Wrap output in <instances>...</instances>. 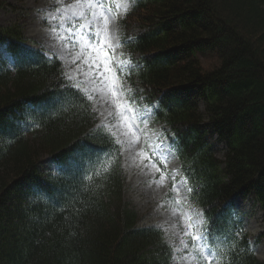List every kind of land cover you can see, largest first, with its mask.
<instances>
[{
    "label": "trees",
    "instance_id": "16d2710c",
    "mask_svg": "<svg viewBox=\"0 0 264 264\" xmlns=\"http://www.w3.org/2000/svg\"><path fill=\"white\" fill-rule=\"evenodd\" d=\"M122 41L138 99L169 126L214 229L215 258L264 264L232 206L252 195L264 211V0H135ZM199 51L217 63L206 68ZM67 79L59 57L0 25V264H172L164 231L138 225L125 198L121 144L82 89L60 87ZM43 156L56 171L39 170Z\"/></svg>",
    "mask_w": 264,
    "mask_h": 264
},
{
    "label": "rangeland",
    "instance_id": "374dc122",
    "mask_svg": "<svg viewBox=\"0 0 264 264\" xmlns=\"http://www.w3.org/2000/svg\"><path fill=\"white\" fill-rule=\"evenodd\" d=\"M4 1V6L0 7V25H16L23 30L28 44L42 48L49 55L59 57L66 77L71 78V81L83 89L91 99L97 114V125L113 132L122 144V164L126 174L125 198L138 211V225L161 227L166 240L173 247V264H193L183 247L184 244H189L191 247L189 237L185 235L189 231L186 226L190 223L188 216L197 213L200 214L198 219L203 224L202 209L188 197V182L181 173V162L166 133L168 126L154 120L152 106L136 98L138 86L127 76L132 60L131 54L122 42L123 19L135 0H105L109 4H121L118 10L113 7L112 12L108 13L111 37L109 43L114 46L112 59L124 65L122 74L116 79V84L118 89H122L118 92L119 102L127 104L136 113L134 117H129V123L135 125L131 128L120 116V109L115 107L109 86L94 80L93 72L84 64L83 59H77L81 54V45L65 39L63 28L58 26L59 20L53 19L60 16L54 6L63 9L65 5L72 4L75 7V0ZM92 20L91 15L86 13L85 20L77 22L87 24ZM64 27L67 25L65 24ZM198 56L206 68L213 67L218 61L210 52L199 51ZM199 109L208 122L205 102L202 99ZM136 127L140 131L137 132ZM30 137L33 139L32 134ZM210 140L216 155L225 158L226 144L216 134ZM157 147L161 151H156ZM162 152L171 154L165 157L161 155ZM38 168L41 172L48 173L56 171L57 166L47 156H43ZM181 181L184 183H180ZM174 184L179 187H174ZM232 206L244 228L253 237L264 232V213L258 200L251 195H236ZM255 250L264 260V237ZM197 264L203 262L198 260ZM212 264L219 262L213 259Z\"/></svg>",
    "mask_w": 264,
    "mask_h": 264
},
{
    "label": "snow or ice",
    "instance_id": "6c2138e0",
    "mask_svg": "<svg viewBox=\"0 0 264 264\" xmlns=\"http://www.w3.org/2000/svg\"><path fill=\"white\" fill-rule=\"evenodd\" d=\"M54 7L60 16L53 17V19L59 20L58 26L63 28L64 38L73 44L81 45V54L77 59H83L84 64L93 72L94 80H99L109 86L110 94L114 98V105L120 109V116L124 118L125 124L130 128L135 127L134 124L129 123V117H134L136 113L127 104L119 102L118 92L122 89H118L116 79L118 75L122 74L124 65L112 59L111 54L114 52V46L109 43L111 37L108 13L112 12L113 7L118 10L121 4H109L105 0H75V7L72 4L65 5L63 9L58 6ZM86 13L90 14L93 20L87 24L78 23L77 21L85 20ZM65 24L67 27H64ZM60 87L65 91H80L79 86L74 85L71 78H68ZM125 113L129 115L125 116ZM136 131L138 132L140 129L136 127ZM155 150L161 151L158 147ZM170 154V152L161 153L165 157ZM174 187H179V185L174 184ZM187 191L191 193L193 189L189 187ZM199 215L197 213L188 216L190 223L186 227L189 231L185 235L189 237L191 247L189 244H184L183 247L191 257L193 264H197L198 260L203 264H212V260L217 256L216 250L212 247L216 242L214 229L211 225L204 229L198 219ZM198 228L201 230L197 231Z\"/></svg>",
    "mask_w": 264,
    "mask_h": 264
},
{
    "label": "bare ground",
    "instance_id": "6f19581e",
    "mask_svg": "<svg viewBox=\"0 0 264 264\" xmlns=\"http://www.w3.org/2000/svg\"><path fill=\"white\" fill-rule=\"evenodd\" d=\"M260 257H262L259 253H257Z\"/></svg>",
    "mask_w": 264,
    "mask_h": 264
}]
</instances>
